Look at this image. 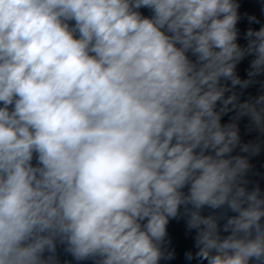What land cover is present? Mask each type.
<instances>
[{
    "label": "clouds",
    "instance_id": "1",
    "mask_svg": "<svg viewBox=\"0 0 264 264\" xmlns=\"http://www.w3.org/2000/svg\"><path fill=\"white\" fill-rule=\"evenodd\" d=\"M0 264H264V0H0Z\"/></svg>",
    "mask_w": 264,
    "mask_h": 264
}]
</instances>
